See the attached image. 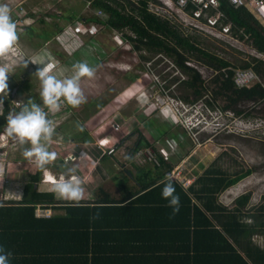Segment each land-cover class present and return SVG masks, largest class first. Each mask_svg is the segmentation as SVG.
<instances>
[{"label": "rangeland", "instance_id": "rangeland-1", "mask_svg": "<svg viewBox=\"0 0 264 264\" xmlns=\"http://www.w3.org/2000/svg\"><path fill=\"white\" fill-rule=\"evenodd\" d=\"M4 2L10 5L17 24L18 39L22 41L21 46L25 50L26 44L34 51H39L45 46L48 50L51 49L57 61L64 63L70 58L71 66L66 64L69 67L67 76L73 72L71 63L77 61L86 60L96 68L93 77L83 76L80 79L86 100L78 106L65 102L66 107L72 109V114L61 124L63 132L67 133L69 130V133H72L70 126L80 121L83 127L94 132L90 139H86L93 144L104 136L110 139L108 146L123 139L116 148V156L122 160L138 137V131L142 134V147L132 157L131 164L123 165L120 169L123 179L127 178V170L137 173V168H144L151 169L155 174L158 172V165L160 170H165V166L159 163V156L171 165L166 174L175 170L174 174L180 172V179H188L190 182L211 167L220 168L227 175L251 168L252 172L227 187L225 194L235 198L250 191L248 207L257 206L264 201V102L256 105L242 102L239 107L244 108L245 112L240 114L233 110H223V97H217L216 100L213 98L215 85L210 80L213 71L192 60L187 63L199 70L209 84V90L205 91L202 100L199 99L195 103L185 102L179 96L189 94L191 90L174 80V77L184 78L185 75L169 56L146 50H132L131 43L122 31L111 29L100 22H97L99 31L94 36L87 35L85 30L79 34L72 33L71 28L75 20L84 21L88 16L99 17L97 8L92 7L87 0ZM259 2L264 3V0ZM245 4L264 26V17L256 7L251 2ZM151 8L156 10L154 5ZM161 13L181 24L186 32L197 35L203 46L236 64L251 56L264 59V54L253 48L251 41L246 37L233 45L205 31L192 29L177 14L173 17L166 12ZM88 23L84 21V27ZM16 49V55L9 53L14 60L22 54L21 48ZM30 53L26 52L23 57L28 60ZM142 54L148 58L144 59ZM3 62L4 60H0V63ZM29 64L28 61L25 66L18 63L13 67L10 72L12 75L7 76V90L0 92V96L8 97L14 90V96L10 100L12 110L25 103L26 99L41 105L43 103L39 95V78L34 67ZM206 98L212 102V107L205 103ZM1 110L2 105L0 112ZM71 119L74 122L68 124ZM135 128L137 131L128 136ZM11 140L14 141L13 138ZM26 147L30 145L22 146L15 140V144L13 142L0 153V159L8 160L11 169L22 168L30 171V165H16L19 159L26 158L23 155V148ZM111 158V155L107 154L103 162ZM29 161L31 160L28 159V163ZM95 166L96 163L90 161L86 169L89 172ZM246 220L251 221L250 218ZM252 240L264 248V228L254 234Z\"/></svg>", "mask_w": 264, "mask_h": 264}, {"label": "crops", "instance_id": "crops-1", "mask_svg": "<svg viewBox=\"0 0 264 264\" xmlns=\"http://www.w3.org/2000/svg\"><path fill=\"white\" fill-rule=\"evenodd\" d=\"M21 42L18 39L16 47L21 48L22 55L31 52L28 54L31 60L41 62L43 58V62L51 61L56 66L54 72L60 76H67L68 65L71 66L70 58L62 63L56 60L51 49L48 50L44 46L39 51H34L26 44L25 50ZM31 60L29 65L34 67L35 71L42 67V64ZM11 75L9 73L7 76ZM255 82L263 84L258 75L249 85ZM12 95L14 96V90ZM73 122L74 120L71 119L68 124ZM5 128L6 126L0 132ZM61 128L59 133H66ZM70 132L72 133L68 130L67 134L71 135L72 143L77 144L74 146L76 150L87 151L93 158H97L96 166L89 172L86 169L90 163L88 160L68 162L69 165H77L76 174L85 188V198L79 202L66 200L54 193L51 190L52 183L41 181L44 170L36 168L32 161H29V164L28 158L19 159L16 165H30V171L22 168L11 169L8 160L0 159V201L5 202L3 204L21 200L30 174L35 173L39 177V181L34 184L37 191L52 192L57 201L44 205L37 203L33 213L34 219H53L55 222H52L54 226L52 232H56V236L43 238L40 222L19 216L17 237H0V245L12 253L9 258L10 264H245V261L246 264H251L244 253L239 251L242 258L235 254L236 244L232 238H227V241L215 236L205 240L194 239L193 227L188 225L185 200L180 190L175 188L180 197V208L172 215L171 207L161 195L162 188L140 190L130 170L126 171L127 178H122L120 169L123 165L131 164L132 158L120 159L116 156L118 149L100 156V149L95 146V142L93 144L86 140L90 139L94 132L83 127L80 121L70 126ZM71 146V143H67L58 148L61 154H65L67 148ZM110 148L112 146L108 147ZM107 154L112 158L103 162ZM64 162L62 159H57L52 162L53 164L47 165L46 169L52 172H64L62 167ZM137 169V173H133L136 177L140 173L139 168ZM142 170L146 171L144 168ZM172 179L186 192L187 188L181 181ZM224 190L218 194V201L233 207L234 198H231L233 196L225 194ZM189 196L191 204H198L191 194ZM66 206H72L76 209V215L77 213L80 215L73 216L69 220L70 215ZM38 209L46 210L48 214H38ZM68 229L70 231H67ZM77 230H80V237L72 236L71 233ZM62 232L66 236H58Z\"/></svg>", "mask_w": 264, "mask_h": 264}, {"label": "trees", "instance_id": "trees-1", "mask_svg": "<svg viewBox=\"0 0 264 264\" xmlns=\"http://www.w3.org/2000/svg\"><path fill=\"white\" fill-rule=\"evenodd\" d=\"M89 4L106 14V19L97 16H88L84 21L104 23L111 29L122 31L124 37L131 43L132 50H146L151 53H161L172 58L174 65L185 75L184 78L174 77V80L184 88L190 89L188 94H181L180 99L188 103H195L202 100L205 91L209 90L199 70L187 63L189 60L201 63L213 71L211 82L214 83L213 98L223 97L225 103L221 106L223 110H233L235 113L245 112L239 107L242 102H251L253 105L264 102V59L251 56L249 59L240 60L239 63L230 61L207 46L202 45V41L195 34L186 32L185 29L174 21L173 18L156 14L149 9V2L157 0H87ZM219 10L224 14L223 22H230L232 33L239 39L245 37L251 41V45L258 52L264 53V26L244 5H234L229 0H218ZM194 6L188 4L186 10L190 11ZM144 59L148 57L141 55ZM251 68L259 76L263 84L255 82L249 86H238L234 81L236 68ZM192 96V97H190ZM12 92L8 97H4L2 111L0 113V131L6 126L7 114L12 111L10 100ZM29 99H26L27 102ZM205 103L212 107V102L206 98ZM15 110H19V107ZM137 131L133 129L128 136ZM120 139L106 153H112L122 142ZM144 141L142 134L138 131V137L129 147L126 156L133 157L142 147ZM159 163L165 166V170H160L158 165L157 173L151 169L143 172L139 169L138 177L131 176L139 184V189L162 188L166 171L171 169V165L159 156ZM252 172L251 168L243 172L227 175L220 168H207L186 188V192L172 178L176 189L180 190L184 196L186 206L187 222L193 227L194 239L205 240L207 238L218 237L227 241L232 238L235 241V254L240 258L239 251L244 253L251 261V264H264V248L253 242L254 234L264 228V201L259 205L248 207L247 203L251 197V192L246 191L233 200V207H229L218 201V194L227 187L235 184L241 178ZM39 181L37 173L30 174V179L25 186V194L19 201H0V237L18 235L19 216L33 218L34 207L37 203L41 205L57 202L52 192H38L34 187ZM198 185V186H197ZM124 186V185H123ZM191 194L198 204H191ZM24 204L20 207V205ZM69 217L80 215L72 206H66ZM74 210V211H73ZM78 217V216H77ZM246 218H250L248 222ZM40 222L43 238L54 237L56 232H52L53 219L33 218ZM6 223V224H5ZM218 226V227H217ZM67 231H70L69 229ZM33 235V232H31ZM72 236L80 237V230L71 233ZM78 234V235H76ZM58 236H66L63 232ZM69 236V235H68ZM229 244V243H228ZM244 260V259H243ZM245 261V260H244ZM246 264V261L244 262Z\"/></svg>", "mask_w": 264, "mask_h": 264}, {"label": "clouds", "instance_id": "clouds-1", "mask_svg": "<svg viewBox=\"0 0 264 264\" xmlns=\"http://www.w3.org/2000/svg\"><path fill=\"white\" fill-rule=\"evenodd\" d=\"M19 34L17 24L12 16L10 5L0 0V56H6L14 50ZM31 59L26 60L21 54L11 63L0 64V92L7 90V74L13 67L22 63L24 66ZM32 62L42 64L35 73L40 81V97L42 105L29 99L19 105V110H12L6 117V132H0V151L11 146V138L18 141L20 145L29 144L30 147L23 148V155L31 160L38 169L44 170L46 178L53 181L51 190L59 197L69 201L79 202L85 198V188L82 180L76 174L77 165H69L65 160L62 167L64 172L58 177L48 173L46 166L57 158V152L50 150V144L55 134V124L50 114L60 110L65 102L71 106H78L86 100L80 86V79L83 76L93 77L96 68L85 61H77L72 65L73 72L68 76H60L53 69L56 67L51 61ZM63 97V99H61ZM4 102V96H0V105ZM11 137V138H10ZM126 159L131 157L126 156ZM161 195L166 198L171 207V214L174 215L180 208V197L175 191V186L170 176H166ZM11 251H6L0 245V264H10Z\"/></svg>", "mask_w": 264, "mask_h": 264}, {"label": "built area", "instance_id": "built-area-1", "mask_svg": "<svg viewBox=\"0 0 264 264\" xmlns=\"http://www.w3.org/2000/svg\"><path fill=\"white\" fill-rule=\"evenodd\" d=\"M229 1L234 5H244V6L246 5L245 4L246 2L248 3L251 2L254 5V7H256L257 11L264 17V3L263 2L260 3L259 0H229ZM189 3L194 6L193 8L190 9V11L186 10V6ZM152 5L156 7L155 8L156 10L151 8ZM149 9L155 12L156 14H160L162 16H167V17L170 16L161 12H166L173 17H175L174 14H177L184 23H187L188 26L190 25V27H192V29L194 30L205 31L213 35L214 37L225 40L226 42L233 45H235L234 44L235 42L240 43L239 41L240 39L235 34L232 33L231 23L223 22L224 14L219 10L218 0H157V2H149ZM96 13L101 19H106L107 17L106 14L100 9H97ZM83 30H85L86 33L89 34V36H94L99 31L98 23L91 21L84 27L83 20H75L71 28L72 33L79 34ZM15 50H17L16 47L14 50L10 52L16 55ZM9 53L6 56H0V60L2 61L4 60V62L0 64L11 63L12 60H14V57H12ZM253 78H257V75L251 69L235 70L234 81L238 86H248ZM16 104H18L17 101ZM60 110H59L60 113L54 112L50 114V118L53 120L55 124V134L50 144V150H54L57 152L58 155L56 160L62 159L64 161L68 160V162L88 160L89 162L93 161L94 163H96L97 158H93V156L90 155L87 151L84 150L78 151L74 148V146L77 144L72 143L73 140L70 134L61 133V132L59 133L61 124L64 121H66L68 117H70L72 114L71 109L66 107V103L62 104ZM115 126L118 125L115 124ZM4 132L7 134L6 128L4 129ZM13 142L15 144V140L12 141V144ZM67 143H71L72 146L67 148L65 154H61V151L59 150L58 147H62L63 144H67ZM108 143H110V139L106 136L96 140L95 144L100 149V156L105 154L106 149H108L109 147ZM2 152L3 151H0V153ZM47 171L54 178L58 177L60 174L63 173V172H52L50 170ZM174 172L175 170H172V173L168 174V176L174 179H178L185 187H187L191 183L190 180L188 179L187 180L180 179L179 178L180 172H177V174H174ZM41 181L53 183V181L48 180L46 178L45 171H43ZM37 213L41 215L48 214L46 210H41V209H38Z\"/></svg>", "mask_w": 264, "mask_h": 264}]
</instances>
